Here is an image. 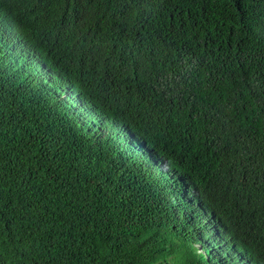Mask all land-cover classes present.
Listing matches in <instances>:
<instances>
[{
  "label": "trees",
  "instance_id": "16d2710c",
  "mask_svg": "<svg viewBox=\"0 0 264 264\" xmlns=\"http://www.w3.org/2000/svg\"><path fill=\"white\" fill-rule=\"evenodd\" d=\"M0 264H264V0H0Z\"/></svg>",
  "mask_w": 264,
  "mask_h": 264
}]
</instances>
